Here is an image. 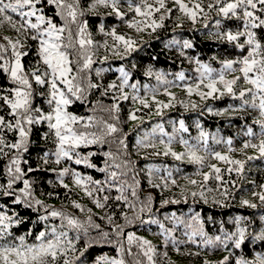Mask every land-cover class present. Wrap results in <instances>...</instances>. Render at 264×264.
<instances>
[{"label": "snow or ice", "instance_id": "6c2138e0", "mask_svg": "<svg viewBox=\"0 0 264 264\" xmlns=\"http://www.w3.org/2000/svg\"><path fill=\"white\" fill-rule=\"evenodd\" d=\"M100 9L106 11L101 13ZM173 12L179 14L175 17L177 28L184 26L180 21L187 20L193 26L203 23L207 29L206 21L210 16L215 17L212 21L214 30L208 35L219 43L232 45L237 53L231 58L213 56L212 60L219 64L216 68L199 57L185 56V50L195 47L191 40H169L166 48L178 49L180 56L195 65V82L183 84L187 95H196L201 101L228 96L240 102L222 110L204 109L214 116L249 110L258 114L252 124L245 126L243 135L247 139L239 149L232 146V138L211 134L199 121L195 123L198 134L191 139L184 136L189 133V127L183 119L172 122L171 133L165 131L161 123L151 130H138L133 145L135 155L143 160L163 156L186 161L196 165L194 176L183 174L178 166L152 164L138 167L132 159L127 134L120 127V101L131 100L141 105L128 114L129 121H137L143 119L138 112L152 107L149 96L156 105V115L173 107L171 102L176 97L165 90L170 102L164 103L156 99L158 89L147 86L148 95H141L139 82L130 83L132 76L123 66L115 69L116 80L105 84L103 77L112 71L111 65H94L104 64L110 56L126 58L137 50L138 40L118 32L119 25L106 28L101 21L98 32L107 39L98 43L93 39L86 18L113 17L136 33L152 34L165 27L166 20L173 19ZM226 21H238L239 24L225 27ZM6 30L11 34L0 36V77L5 81L0 84V159L7 158L0 196L11 198L12 205L42 213L37 217L42 228L32 242L28 239L33 236L31 229L16 235L13 228L24 223V218L10 210L7 204H0V264H75V261L85 264L81 259L83 252L75 254L79 251L77 244L82 237L89 236L90 228H94L97 235L85 241L84 251L94 244H109L117 250L116 256H100L95 264H172L169 250L186 256L227 253L216 264H264V252H255L252 257L243 254L246 242L264 245V226L250 232L252 221L249 218L236 215L231 221H217L207 211L191 207L181 214L159 211L169 204H188L189 198L194 204L227 207V201L233 196L229 185L236 186V181L230 179L233 173L244 179L246 163L264 158V0H0V32ZM30 52L34 59L29 62L26 58ZM145 74L155 75L158 82L171 86H177L176 81H188L184 71L176 73L173 81L167 80L163 72L154 73L151 67ZM129 88L131 94L126 91ZM97 94L112 102L102 105ZM180 103L185 109L200 107L191 101ZM78 104L91 105V112L101 108L109 118L78 115L71 110ZM39 126H46L40 138L47 141L51 137L54 148L51 153H44L43 163H49V156L56 165L68 162V166L58 171L52 169L56 172L58 185L71 192L72 188L65 182L68 178L97 209H105L110 201L113 208L120 209L118 215L113 211L100 217L106 220L110 231L95 224L92 209H86L75 200L71 201L74 209L89 213L86 221L63 209L51 208L37 198L30 173L40 169L25 167L28 161L24 154L29 151L34 130ZM106 144L108 149L99 153L104 158L102 166L93 162L98 152L82 151L93 146L103 149ZM219 144L227 145L228 154L216 150L215 145ZM111 145H116L115 151ZM174 145H180L184 150L177 152ZM248 149L258 155H247ZM237 151L244 159H234L230 155ZM141 153L144 154L141 156ZM213 160L217 163H212ZM218 164L227 167L222 169ZM72 165L92 169L104 176L95 179ZM142 174L147 187L161 194L158 205L151 192L145 194ZM226 176L229 179H225ZM180 180L186 182L185 187H181ZM209 181L215 182V191L219 192V196L211 199L208 193L213 188L208 187ZM248 183L252 188L245 191L252 199H241L240 205L264 208V184L257 185L255 180ZM173 187L180 189V197L164 198L163 193L170 192ZM259 221L264 225V214L259 216ZM137 223L139 227L149 226L146 231H151L152 225L158 227L152 234L162 240L161 251L150 239L126 231ZM228 223L232 225L231 229L226 227ZM213 227L216 231L210 232ZM189 245L195 251L190 250ZM203 264H211V261L204 260Z\"/></svg>", "mask_w": 264, "mask_h": 264}, {"label": "trees", "instance_id": "16d2710c", "mask_svg": "<svg viewBox=\"0 0 264 264\" xmlns=\"http://www.w3.org/2000/svg\"><path fill=\"white\" fill-rule=\"evenodd\" d=\"M169 7H173V5L169 4ZM101 13L106 10L100 9ZM179 14L173 12V19L165 21V27L158 29L155 33L149 34L148 32L144 33H136L134 30L129 29L126 25L121 24L118 20H115L113 17L107 16H88L86 17L89 21L90 31L93 33V39L98 43H102L106 37H103L99 32V24L102 21L106 28H110L113 26H118V32L124 33L128 36H131L133 39L138 40V44L136 46L137 50L131 52L126 58L121 59L119 57H111L104 64H97L94 67H108L111 65L112 71L106 72L103 77V82L105 84L111 83L116 80L118 73L115 71L118 67H125L132 76V80L130 83L139 82L140 86V94L148 95L145 86L149 89H158L156 93V99L160 100L164 103H169V96L165 94V90L171 92L176 100L171 103L174 104L173 107L166 108L162 110L161 115H156V105L152 102L151 96H149V103L152 104L151 108L142 109L137 113L138 116H141L142 120L137 121H129L128 114L130 111L141 108V105L138 103H133L131 100L120 101L121 111L119 113L120 116V127L123 129V133L127 134V143L129 145V151L133 153L132 159L136 161L138 167H144L146 165H167V166H178L182 169L183 174L192 175L196 172V165L180 161H175L171 157H163V156H150L148 160L141 159L140 156L135 155V150L133 148L135 138L137 137L138 130L146 129L151 130L152 127H155L157 123H161L164 125L165 131L171 133L172 132V122L179 121L183 119L186 125L189 127V133L184 134L186 139H191V137H195L198 134V130L195 127V123L199 121L211 134H219L224 139L232 138L233 139V147L241 148L242 142L247 139L243 135V131L245 126L252 124L254 118L257 117V113L253 110H249L248 112H233L226 114L225 116H214L204 111L207 107H212L214 110H222L229 105H238L240 102L237 100H232L230 97L225 96L221 99H208L205 101H201L198 96L192 95L189 97L186 91L183 88L184 83H194L195 72L194 64H190L185 57L180 56L179 50L176 48L168 49L165 47V44L172 38L177 39H189L193 42L195 47L193 49L185 50V56L187 57H199L203 62H211L213 67L219 68V64L212 60L213 56L218 57H228L231 58L233 55L237 54L236 50L232 45L222 44L215 40L214 37L208 35V33L213 28V19L215 17L210 16L206 21L209 24V28L205 29L203 27V23H197L193 26L187 20L180 21L183 23L182 28L175 27L176 20L175 17ZM238 21H226L225 27H232L238 25ZM11 32L9 30L0 32V36L2 35H10ZM103 54V53H101ZM34 59L33 53L30 52V56L26 58L27 61H31ZM151 67L154 73L163 72L169 81L175 80V74L184 71L186 77H188V81L181 82L176 81L177 86L166 85L160 83L156 80L155 75L148 76L146 75L147 69ZM231 78V77H230ZM5 83L4 78L0 77V84ZM129 94H131V89H126ZM91 99V97H90ZM97 99L101 101L102 105L107 106L112 101L108 97H100L97 94ZM180 101L184 102H194L198 104L200 107L196 109H185ZM89 106L84 105H75L71 109L76 112L78 115H95L97 118L108 119V114L103 111L101 108H97L95 112L89 111ZM114 122V121H113ZM178 126V125H177ZM255 128V125H253ZM259 130L258 128L256 129ZM46 131V126H39L38 130H34V135L32 137V142L29 145V151L24 154V158L28 161V165L25 167H33L39 168L40 171L30 173L31 179L35 183V189L37 198L43 200L47 203L51 208L63 209L66 212H71L76 215L81 221H86L89 213H81L78 210L72 207L71 201L75 200L78 203H81L86 209H92V219L95 224H99L101 229L104 231H110L109 226L107 225L106 220L100 219V217L105 216L106 213L115 211L117 215L119 214L120 209H115L111 206L112 202H109V206L105 209H97L90 198L84 195L82 191L72 186L68 178H65V182L69 183L70 188H72L71 192H66V190L60 187L57 183V175L56 172L52 171V169H56L57 171L62 168L68 166V162H64L61 165H56L52 162L53 158L51 156L48 157L49 163L44 164L42 161V156L45 152L51 153L54 148L51 142V137L49 140H42L40 137ZM211 143V141H210ZM109 145H105L103 149L99 146H93L89 149H83L84 152L96 151L98 155L93 157V162L97 163L98 166H102L104 162V158L99 153L107 150ZM112 150L115 151L116 145H111ZM216 150H219L225 154L227 153V145L219 144L215 145ZM174 150L177 152L183 151V147L180 145H174ZM144 153H141V156ZM230 155L234 159H244V155L237 151L230 153ZM247 155L256 156L258 153L253 151L252 149L247 150ZM7 158L0 159V183L4 182V165L6 163ZM212 163H217L216 161H211ZM222 169L227 167L223 164H218ZM72 167L77 168L79 171L85 174L92 175L95 179H102L104 174L100 172H96L92 169H87L82 166L72 165ZM207 171V169H205ZM244 179L237 177L234 173L230 177V179L236 181V186L232 187L229 185L233 196L229 198L227 201V207L219 208L213 207L212 205H204L202 203H193L191 198H189V203L184 204H169L166 208L159 209L160 212H171L177 211V214H181L182 212L189 211L190 207L195 209H203L208 212L209 215H214L217 221H231V219L236 215H243L249 218L252 221V224L249 226V231L256 230L260 228L261 225L259 221V216L264 214V208L251 209L242 207L240 205L241 199H252L251 195L245 191L246 189L252 188V185L248 183L249 180H255L257 185L264 184V158L255 159L252 161H248L245 165V173ZM197 178V177H194ZM225 179H229V177H225ZM51 181V183H49ZM141 182L145 187V194L151 192L153 196L156 198L157 205L161 199V194L158 190L149 189L147 187L146 180L141 175ZM181 187L186 186V182L183 180L179 181ZM19 187V185L17 186ZM209 188H213V191L208 193L209 198L213 196H219V192L215 191V182L209 181ZM191 190V189H190ZM259 190V189H257ZM48 193H52L53 195L48 196ZM115 195V193H112ZM164 198L180 197V189L173 187L170 192L163 193ZM9 197L0 196V204H7L10 210H15L24 218V223H22L19 227L13 228V232L16 235H22L26 233L29 229L32 230L33 236L29 237V242H32L36 232L41 230L42 225L38 222V215L42 213H37L31 209L25 208L22 205H12L10 203ZM258 203V201H253ZM210 209V211H209ZM129 216L132 215L131 212L128 213ZM147 218V217H145ZM58 223V221H55ZM120 223H123V220H119ZM227 228L231 229L232 225L228 223L226 225ZM149 226L145 225L144 227H139L137 225L130 226L126 231H134L138 236L144 237L146 239H150L154 245L157 246L158 251H161L162 240L158 237L153 236V232L158 231V227L156 225L150 226L151 231H146ZM210 232H215L216 229L210 228ZM97 235V232L94 228L89 229V236L82 237L80 243L77 244L78 252L75 255H79L80 252H83L82 260L85 261V264H95V261L98 257L107 255L109 257H113L117 255V250L109 244L98 245L94 244L92 247L88 248L87 251H84L85 241ZM188 248L192 251L195 249L189 245ZM255 252H264V245H261L258 242H253L251 244L245 243L243 246V254L252 257ZM239 254V250H237ZM227 255L225 252L220 253H202L200 256H186L179 255L174 251L169 250V257L172 264H203L204 260H210L211 264H216L217 261L223 259V256ZM74 259V257H73ZM75 264H79V261H75Z\"/></svg>", "mask_w": 264, "mask_h": 264}]
</instances>
